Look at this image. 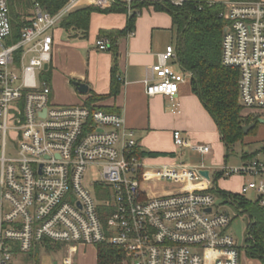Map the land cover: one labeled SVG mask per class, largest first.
I'll return each mask as SVG.
<instances>
[{
    "label": "built area",
    "instance_id": "1",
    "mask_svg": "<svg viewBox=\"0 0 264 264\" xmlns=\"http://www.w3.org/2000/svg\"><path fill=\"white\" fill-rule=\"evenodd\" d=\"M68 2L56 14L35 3L20 38L6 46L12 26L7 0H0V264H20L18 256L48 242L64 245L65 264H72L78 244H111L124 253L118 264H239L246 243L238 247L227 232L231 215L224 206L241 209L232 199L218 201L216 185L192 187L215 173L208 171L204 178L202 162L148 165L122 115L83 102L57 104L48 78L40 77L50 64L53 30L75 8L118 5L130 17L162 3L176 8L219 4L225 21L221 63L239 73L238 103L244 114L264 120V0ZM95 46L101 51L111 47L107 39L96 40ZM176 57L174 45L157 55L144 80L148 96L174 98L179 84L191 77L182 68L174 70L169 62H178ZM172 135L177 148L187 144L178 130ZM190 147L203 156L211 150L207 144ZM91 164L100 167L99 182L110 187L111 198L98 201L87 189L84 176ZM216 173L244 176L238 194L247 198L252 193L253 199H247L264 207V160L246 158ZM167 182L186 187L149 191L148 185Z\"/></svg>",
    "mask_w": 264,
    "mask_h": 264
},
{
    "label": "crops",
    "instance_id": "2",
    "mask_svg": "<svg viewBox=\"0 0 264 264\" xmlns=\"http://www.w3.org/2000/svg\"><path fill=\"white\" fill-rule=\"evenodd\" d=\"M35 3V0H10L11 9L16 14L12 20L31 21ZM145 8L147 9V7H142L139 14H135L137 16L132 28L135 30V34L132 37H128L126 34L118 35L115 41L118 61L117 75L120 80L119 93L116 96L91 102L89 105L99 107L103 111H113L115 114L122 115L125 125L133 129L134 136H136L142 150L162 153L155 156L156 158L145 157L148 165L153 167L161 164L196 166L202 162L209 174H214L220 167L227 164L225 163L227 155H223L224 164L218 165L219 161L215 159L213 145L216 144L214 147L219 152L221 151L220 148H217L219 144L225 150L227 148L223 146L215 120L209 116L203 104L190 89V78L186 77L185 81L179 84V91L174 98L167 95L148 96L146 94L144 80L149 77L150 67L158 61L157 55L163 53L168 45H173L171 42L174 38L175 29L171 15L166 11H159L153 7V11L147 9V12L143 14L142 10ZM90 16L86 38L74 36V32L65 31L60 24L53 30V51L50 64L46 69H49L50 72L52 98L57 104L84 103L93 93L104 95L110 92L112 54L109 50H99L95 46V41L98 39L109 41L107 36L101 35V32L123 30L129 16L124 12H106L104 10L92 12ZM169 63L172 64L173 68L178 65L179 70L177 72L180 71L181 66L178 62L170 61ZM74 80L86 84L87 93L78 92L73 86ZM244 113L245 111L242 110V115L246 116ZM252 129L253 136L248 140L254 143L258 142V148L252 153L255 154L253 157H258L261 153L264 154V123L257 121ZM175 130H178L187 141V144L181 148H177L173 143L172 132ZM196 144H207L211 150L203 156L191 149L190 146ZM243 153L247 152H241V161L246 159L243 157ZM157 157L163 159L169 157L175 161L156 162ZM206 159L209 160V165L205 164ZM219 179L220 177L214 179L213 175V179L211 178L210 181L197 182L192 187L210 188L216 185L218 188L217 181ZM167 184L154 183L148 185L149 191L151 193H167L180 186L186 187V184L175 185L171 183L172 188L165 189L164 185ZM189 187L191 186L189 185ZM63 247L64 245H54L52 248H47L46 245L39 246L29 256L31 260L28 259V256H18L16 258L18 259L17 263L35 264L34 257L37 258L40 253L59 252L63 258L62 264H65L67 249ZM89 247L91 246L74 245V253L70 256L72 257V264L73 256L80 249L82 251ZM96 251L95 263L97 262ZM37 264H39V258ZM53 264H60V262L54 260Z\"/></svg>",
    "mask_w": 264,
    "mask_h": 264
},
{
    "label": "trees",
    "instance_id": "3",
    "mask_svg": "<svg viewBox=\"0 0 264 264\" xmlns=\"http://www.w3.org/2000/svg\"><path fill=\"white\" fill-rule=\"evenodd\" d=\"M8 1L10 2V0ZM35 1L51 14H56L57 11L69 3L68 0ZM155 7L157 10H164L171 15L172 24L176 29V58L181 68L191 74L190 89L203 104L209 116L215 120L220 139L223 146L227 148V155L229 146L241 142L245 135L252 133L253 129L244 133L243 126L257 121L250 116L242 115V107L238 103V71L235 68L223 66L221 63V40L225 23L223 17L219 16L222 6L207 4L198 8L194 3H189L176 8L167 3H162L157 4ZM102 10L106 12H124V8L118 5L102 9L87 5L65 14L60 26L67 32H74V36L86 38L88 36L90 14L92 12H102ZM136 16L135 13H132L128 17L123 30L101 32V35L108 37L111 46L109 50L112 54L110 92L104 95L95 93L89 95L84 102L87 107L90 106L89 103L91 102L116 96L119 93L120 80L117 75L118 61L115 41L118 35L127 34L128 31L132 30ZM29 22L11 21L16 39L20 38L21 29L27 26ZM47 70L49 71V69ZM106 112L113 113V111ZM161 154L154 151H145L141 148L139 151L140 156L149 158ZM254 155L243 153L244 158L253 157ZM219 176V173H215L214 179H218ZM216 193L226 202L228 198L234 200L237 207L241 209V214L247 216L244 253L248 258L257 260L259 264H264V207L238 193L226 192L219 188ZM54 245L58 246L59 244L48 242L46 247L52 248ZM96 248V264H116L120 263L125 257L119 248L111 244H98ZM34 258L35 264H37L38 258L36 256Z\"/></svg>",
    "mask_w": 264,
    "mask_h": 264
},
{
    "label": "rangeland",
    "instance_id": "4",
    "mask_svg": "<svg viewBox=\"0 0 264 264\" xmlns=\"http://www.w3.org/2000/svg\"><path fill=\"white\" fill-rule=\"evenodd\" d=\"M234 1H237V0H234ZM7 4L9 7V19L12 21L13 19L12 17L13 16L15 17L16 14L14 13V10L11 9V4H9L8 0H7ZM145 9L142 10L143 14L147 12V9H150L151 11H153L152 9L154 8L152 6H147V9L146 10ZM11 34L12 35L4 41V44L6 46L13 45V43L16 42L17 40L13 34V30L11 31ZM175 38H176V29L174 30V38L172 39V42H171L173 45H175ZM174 69L176 71L179 70V66L175 65ZM48 73H49L48 70L43 71L40 78H44V77L48 78L50 85L52 86L51 78L50 76L48 77ZM53 90H55V87H53ZM62 104H71V103H62ZM251 136H253V133L245 135L241 142H238V143L233 144L232 146H229L227 157L225 159V163H227V165L229 166L240 165L241 164L240 155L242 151H246L248 154H252L255 152V150L258 148V142L254 143L248 140V138H250ZM215 145H213V148H212L214 155H215V159L219 161L218 165L220 164L223 165L224 164L223 155L224 154L226 155V150L219 144L217 148L218 149L220 148L221 151L220 152L216 151V148L214 147ZM145 149L147 150V148ZM258 157L263 160L264 154L261 153ZM157 158L158 159H155L156 162L175 161V159L172 160L169 157L166 159L159 158V157ZM205 164L209 165V160L206 159ZM99 170H100V167H98L97 165L91 164L90 166H88L85 172L84 182L86 183L87 189L90 191L91 194L94 195V197H96L98 201H104V200H107L109 197L110 198L112 197L110 196L111 189L108 185L105 186L99 182ZM245 181H246V178L244 176L233 174L227 177H220V179L217 181V185H218V188L223 191L239 193ZM167 183H168L167 185H164L165 186L164 188L171 189L173 185H170L171 183L169 182ZM253 196L254 195L252 193L247 194L248 199H253ZM216 198L218 201L221 200V197L218 196V194H216ZM219 206L214 207V208L215 209L219 208L222 210V208H220ZM224 208H226V210L231 215V222H230L231 224L229 225L227 232H229V234H231V236L235 239L236 245L242 248L245 243V239H246L245 235H246V226H247L248 218L245 214L238 213L236 209L230 206L225 205ZM96 247L97 246H91L87 248L86 250L84 248L82 251L80 249L78 253L75 256H73V264H96L95 257H94ZM61 253L63 256V249ZM240 253L241 254L239 258V264H259L257 260L248 258L244 252L241 251ZM31 254L32 253H25L21 256L29 257ZM37 258H39V264H53L54 260H58L60 264H62V260H63L59 252H51V253L48 252V254L45 252H42L38 255Z\"/></svg>",
    "mask_w": 264,
    "mask_h": 264
},
{
    "label": "water",
    "instance_id": "5",
    "mask_svg": "<svg viewBox=\"0 0 264 264\" xmlns=\"http://www.w3.org/2000/svg\"><path fill=\"white\" fill-rule=\"evenodd\" d=\"M47 67H48V65L45 64L44 68H47ZM73 86H75V88H76V90H77L78 92L83 93V94H84V93H87V89H88V88H87L86 84H84V83H82V82H80V81L74 80V82H73ZM258 122H260V123H264V120H263V119H259ZM255 124H256V122H255V123H251V124H249V125H245V126H243V132L246 133L248 130L254 128V127H255ZM199 173H200L204 178H206V179L209 178V176H208V170H200ZM208 211H210V210H208Z\"/></svg>",
    "mask_w": 264,
    "mask_h": 264
}]
</instances>
